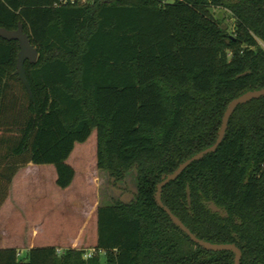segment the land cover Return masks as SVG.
Returning <instances> with one entry per match:
<instances>
[{
  "label": "trees",
  "instance_id": "trees-1",
  "mask_svg": "<svg viewBox=\"0 0 264 264\" xmlns=\"http://www.w3.org/2000/svg\"><path fill=\"white\" fill-rule=\"evenodd\" d=\"M234 20L228 32L213 13ZM38 50L15 73L19 42L0 37V208L28 164L75 177L76 143L97 134V167L112 184L135 170L136 191L97 209V252L0 249V264H235L207 250L161 208L165 177L214 145L239 96L264 88V0H0V28ZM190 191V204L187 190ZM198 239L234 244L240 264H264V96L239 105L215 152L161 191ZM214 204L222 213H214Z\"/></svg>",
  "mask_w": 264,
  "mask_h": 264
},
{
  "label": "rangeland",
  "instance_id": "rangeland-1",
  "mask_svg": "<svg viewBox=\"0 0 264 264\" xmlns=\"http://www.w3.org/2000/svg\"><path fill=\"white\" fill-rule=\"evenodd\" d=\"M79 1L83 2V0ZM213 13L219 17L223 27L228 32H232L234 20L231 13L223 9H215ZM67 163L77 171L75 182L67 192L55 184L52 185L50 181H47L45 185L40 181L36 182L34 170L28 172L26 179L28 184L26 187L31 191L23 197V188L19 190L20 208L18 210H21V220L25 222H19V211L15 210L7 226L28 243L34 239L36 247L68 246L70 244L68 240L77 236L83 224V215L89 217L96 205H106L116 199L129 201L136 191L135 170L127 175L125 182L114 186L107 172L98 169L96 131L91 133L86 142L75 144ZM52 167L45 169L50 171ZM46 177L49 180L50 173ZM72 198L75 201V207L70 205ZM94 219L95 214L85 231L84 241L87 240V243L93 241L91 233L95 234L96 229ZM35 229L37 236L32 238ZM28 250L26 247L22 253L19 251V258H25ZM60 250L63 253L65 249ZM99 258L101 262H104V253L100 252Z\"/></svg>",
  "mask_w": 264,
  "mask_h": 264
},
{
  "label": "water",
  "instance_id": "water-1",
  "mask_svg": "<svg viewBox=\"0 0 264 264\" xmlns=\"http://www.w3.org/2000/svg\"><path fill=\"white\" fill-rule=\"evenodd\" d=\"M0 37L3 39H6V40H16L19 42L20 51L18 54L17 70L15 73L18 75V78L25 85L30 97H32L30 85H29V82H28L27 77H26L25 62L29 61L30 63H36L37 59H38V50L31 44L29 37L23 33L21 26L19 27L18 30H15V31H9L7 29L0 28ZM262 96H264V88L261 90H257V91L247 92L245 94H242L238 98H236L229 105V107L227 108V110L224 114L221 129H220L219 136H218L216 143L214 145H212L211 147L197 153L196 155H194L193 157H191L190 159H188L187 161L182 163L174 173L165 177L163 179V181L159 184L158 190L156 193V199H157L158 205L168 213V215L173 220V222L177 226H179L192 239L193 242L199 244L200 246H202L203 248H205L207 250H212V251L227 250V251L234 252L235 256H236L235 264H240V261L242 258V252L236 245H234V244H213V243L202 241V240L198 239L196 236H194L190 232V230L182 223V221L179 218H177L175 215H173L172 212L170 210H168L163 205V203L161 201V191H162V188L167 183L176 179L190 164H192L193 162L200 160L204 156L216 151V149L219 147L222 140L224 139L229 119H230L231 115L233 114V112L235 111V109L239 105L245 104V103H247L253 99H258ZM187 199H188V203L190 204V191H189V189L187 190ZM210 209L214 213H222L221 210L218 209L214 204L210 205Z\"/></svg>",
  "mask_w": 264,
  "mask_h": 264
},
{
  "label": "crops",
  "instance_id": "crops-1",
  "mask_svg": "<svg viewBox=\"0 0 264 264\" xmlns=\"http://www.w3.org/2000/svg\"><path fill=\"white\" fill-rule=\"evenodd\" d=\"M70 158V157H69ZM51 167L53 165H34V164H28V166L20 169L18 171V173L16 174V176L13 179L12 185L10 187V192H9V196L7 198V200L5 201V203L3 204V206L0 208V249H16L18 252L20 251L22 253V251L27 247L28 249H31L33 247H36L34 239H31V241L28 243L26 241V239L21 238V236L15 234L12 230H9L8 226L9 225V221L11 220V218L14 216L15 214V210L19 211L18 215H19V222L20 223H24V220H21V210H18L20 208V197H19V190L23 188L24 192H23V197L25 195L28 194L29 191H31V189H27L26 184V179H27V174H29V171H36L35 172V177H37L36 182H41L44 185L47 183V181H50V183L52 185H56V180H57V172L55 167L53 166L50 171L48 169H45L46 167ZM76 170H75V175H76ZM50 173V178L49 180L47 179L46 176H48V174ZM76 177V176H75ZM75 177L74 180L72 182V184L66 188V189H62L64 191H68L70 190V188H72L74 182H75ZM58 187V186H57ZM36 188V186L34 187V189ZM59 188V187H58ZM18 189V190H17ZM61 189V188H60ZM18 191V193H17ZM43 197V196H42ZM26 198V197H25ZM19 202V204H18ZM68 203V202H67ZM70 205L72 207H75V201L72 198V200H70ZM99 205H96L94 207V211H92V213L90 214L89 217H84L85 215L82 216L83 218V224L79 229V232L77 234V236H75L74 238H70L69 241V245L66 247H60V246H54L56 248H60V249H67V248H73V249H83V250H90L92 248L96 247V243H97V209H98ZM83 214V213H82ZM93 214H95V219L94 222L96 223V229H95V234H93V232L91 233L92 236V242L91 243H87V240L84 241L85 238V231L87 229L88 223L89 221L92 219ZM92 215V216H91ZM37 230L35 229L33 232V236L32 238H36L37 234H36Z\"/></svg>",
  "mask_w": 264,
  "mask_h": 264
},
{
  "label": "built area",
  "instance_id": "built-area-1",
  "mask_svg": "<svg viewBox=\"0 0 264 264\" xmlns=\"http://www.w3.org/2000/svg\"><path fill=\"white\" fill-rule=\"evenodd\" d=\"M84 2H86V0H83V2L82 3H84ZM56 252H57V254H62V251L60 250V249H56ZM97 252H102V251H97L96 249H90V250H86L85 252H84V255H83V258L84 259H90V258H92L95 254H97ZM20 253H18V255H19Z\"/></svg>",
  "mask_w": 264,
  "mask_h": 264
}]
</instances>
